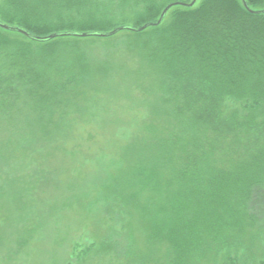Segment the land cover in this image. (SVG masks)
I'll use <instances>...</instances> for the list:
<instances>
[{
	"label": "trees",
	"instance_id": "trees-1",
	"mask_svg": "<svg viewBox=\"0 0 264 264\" xmlns=\"http://www.w3.org/2000/svg\"><path fill=\"white\" fill-rule=\"evenodd\" d=\"M192 2L0 0V23L29 34L0 29V169L18 162L1 170L8 264H24L60 212L37 214L32 192L65 171L52 161L59 152L85 163L71 131L101 127L90 98L112 91L104 81L116 69L143 77L156 100L90 177L101 246L127 243L122 260L143 247L153 264H264V0ZM31 162L39 172L24 170ZM73 246L77 260L95 249Z\"/></svg>",
	"mask_w": 264,
	"mask_h": 264
},
{
	"label": "rangeland",
	"instance_id": "rangeland-1",
	"mask_svg": "<svg viewBox=\"0 0 264 264\" xmlns=\"http://www.w3.org/2000/svg\"><path fill=\"white\" fill-rule=\"evenodd\" d=\"M1 29V28H0ZM95 47V46H94ZM99 57H104V52L98 51ZM118 61L123 59L120 54L117 55ZM124 60V59H123ZM129 60H133L129 58ZM121 64V62H120ZM133 63H131L132 66ZM137 81L133 76L127 77L124 73V69H116V71L109 74L107 81L104 84H110L112 91L101 92L94 94L90 100V106L94 109L97 105L98 108L93 112L101 116L98 127L95 123L92 126H86L85 128L80 125H76L74 132L75 139L69 144V148L81 153L84 157L81 159L85 163H76L70 160L67 156L61 152L52 157V161L55 162L56 172H62L58 178L49 181L45 188H42V194L39 193L36 188L32 193H37L41 197L36 201L35 212L37 214H50L54 211V208H59L60 212L55 214L54 222L50 225V230H47L49 226L44 228L41 233V241L33 245L35 251L32 256H24V264H65L64 260L69 259L72 264H153L150 259V250L143 247L134 251L135 255L130 259L123 260L117 256L118 252H123L127 248V243L119 241L115 245V251L107 250L108 246L104 245L100 237H104L102 231H100L97 223V218L92 215L97 212V207L101 206L99 202H96L98 193L92 194V197H86L89 187H94L97 182H92L90 177L99 172L100 166H98V159L108 161L117 152L116 146L110 144L118 141L125 140L128 136L134 134L137 130L136 118L142 119L144 116L151 114L150 107L154 102L155 97L144 94L146 91L145 86L141 83L145 82V79L141 76L137 77ZM97 79V82H100ZM141 84V89H140ZM144 101L141 109L137 114L135 107ZM111 110V113L108 114ZM92 112V114H93ZM137 114V115H136ZM135 116V117H134ZM133 117V118H132ZM127 134V136H126ZM126 137V138H125ZM39 154L40 151H37ZM35 156V154H34ZM85 160V161H84ZM18 163V162H17ZM16 162L11 161L10 164L5 165L3 162L0 169V185L2 184L1 178H9L8 169L14 170ZM54 166V167H55ZM83 166V168H81ZM25 171H37V164L31 162L28 166H25ZM74 167V168H73ZM36 169V170H35ZM82 172V175H88L89 180L87 182L79 181L74 178L77 177V170ZM3 172H2V171ZM74 172L68 176L67 172ZM41 173V172H40ZM38 174H33V178L38 180ZM29 182V181H27ZM42 185V184H41ZM99 185V183H98ZM36 198V197H35ZM58 209V210H59ZM97 210V211H94ZM5 214H9L11 211L9 207L2 208L1 210ZM94 211V212H93ZM104 214V212H102ZM78 244L81 246V250L85 247L95 245V249L91 250L88 257L82 260H77L72 256L73 245ZM103 250H101L100 248ZM109 248V247H108ZM103 255L97 254L95 251H99ZM8 249L6 246H0V264H8ZM262 255L257 257V260H261ZM136 259V260H135ZM135 260V262H134ZM220 262V261H219ZM217 261L205 260L201 264H221ZM17 264H23L20 261ZM251 264V263H248Z\"/></svg>",
	"mask_w": 264,
	"mask_h": 264
},
{
	"label": "water",
	"instance_id": "water-1",
	"mask_svg": "<svg viewBox=\"0 0 264 264\" xmlns=\"http://www.w3.org/2000/svg\"><path fill=\"white\" fill-rule=\"evenodd\" d=\"M196 2H197V0H193V2H192L189 6H193ZM171 7H172V5L168 6V7L164 10V12H163V14H162V16H161L160 22L163 20L164 16L166 15V13L168 12V10H169ZM0 28L3 29V30H5V31H17V32H19L20 34H22V35H24V36H29V34H28L27 32H25V31H23V30H21V29L14 28V27H10L9 25L3 24V23H0ZM145 28H146V27L140 29L139 31H141V30H143V29H145ZM119 30H121V29H117V30L113 31L112 33H110V35H114V34L117 33ZM132 31H135V30H132ZM78 36H80V37H87L88 35H87V34H81V35H78ZM97 36H100V37H106L105 34H103V35H97ZM55 37H57V34L51 35V36L47 37L46 39L51 40V39H54ZM38 39H40V38H38Z\"/></svg>",
	"mask_w": 264,
	"mask_h": 264
}]
</instances>
